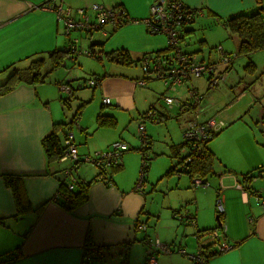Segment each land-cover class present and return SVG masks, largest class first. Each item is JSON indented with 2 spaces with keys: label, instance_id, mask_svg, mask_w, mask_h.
Segmentation results:
<instances>
[{
  "label": "crops",
  "instance_id": "1",
  "mask_svg": "<svg viewBox=\"0 0 264 264\" xmlns=\"http://www.w3.org/2000/svg\"><path fill=\"white\" fill-rule=\"evenodd\" d=\"M51 1L54 0H0V81L7 78L13 65H25L33 57H46L48 51L62 48L67 43L65 35L71 37V33L65 32L62 18H58L54 7L50 6L52 3L70 6L75 18L80 17L75 10L91 7L95 2L122 6L127 17L139 21L131 19L115 28L107 26L106 32L83 30L80 37L86 40L82 45L91 43L96 53L106 55V51L125 49L131 63L120 64L106 58L107 63L94 68L96 70L91 73L102 75L95 85L98 88L93 91L97 101L90 108L88 118L82 114V108L76 121L75 116L62 115L58 109L69 106L72 98L80 100V104L88 101L85 96L75 97V90L88 83L85 72L73 70L83 81L77 85L74 73L68 79L61 76L59 67L52 73L49 59L46 71L50 72L46 81H20L0 95V214L3 216L0 264H82L84 241L89 230L93 243L100 249L99 261L90 264H102L104 257L110 258L111 264H145V238L159 239L170 248V251H157V264H193L188 254L207 237V228L216 226L219 220L226 226V239L235 246L210 256L208 264H264V207L261 198L258 199L264 198V169L261 173L258 171L259 167H264V82L252 93V98L246 97L248 88L244 85V74L236 68L254 51L257 52L255 60L260 54L264 57V48L238 53L240 60L234 59L230 52L238 51L239 38L229 47L222 39L210 38L206 31L207 24L216 19L226 20L232 14L253 11L258 7L256 0H183L190 7H201L203 14L181 26L180 41L186 46L183 45L182 50L193 51L194 60L216 61L214 72L225 71L226 75L214 86H210L208 75H188L174 88L167 87L160 78L145 74L140 67L145 59L152 58L164 66L174 64L173 51L168 47L166 37L150 33L141 21L148 15L150 4L157 0ZM223 26L226 28L224 23ZM217 45L231 56L227 62H218ZM67 56L76 58L75 62L82 58L80 63H90L83 55L67 54L63 64ZM133 65L139 71L131 70ZM258 73L264 74V61ZM53 74L56 79L52 78ZM142 77L145 82L141 84L138 80ZM154 79L163 82V90L155 86ZM66 81L76 87L64 100L69 92L61 90L60 85ZM190 88L202 95L201 118L215 115L220 120V130L214 136L225 130L244 131L246 126L255 127L251 140L245 135L246 144L255 145L251 151L244 152L241 135L234 140L237 145H222V149H230L237 156L236 160H231V154L222 153L218 143H207V149L213 154L212 170L204 178L208 187L193 186L189 175L179 171L181 164L177 163L179 156L175 155V152L181 155L185 151L182 131L190 116L186 103L190 99ZM168 90H173L172 95L178 100L171 107H167L160 96L169 93ZM104 97H109L110 103H103ZM255 105H260V109L253 115ZM249 106L252 107L248 109ZM150 107L156 109L158 119L144 122L150 138L147 152L151 157L140 181L142 155L136 149L135 139L125 132L130 126H137L140 115ZM100 112L114 116L115 124L98 125L96 116ZM71 119L73 121L65 126L64 123ZM54 123H59L57 133H72L80 158L106 149L116 140L128 144L116 167L100 169L92 164L94 168H82L80 164L85 161L79 164L80 167L78 165L79 181L95 179L89 185L87 200L72 210L61 204L62 198L51 199L60 183H65L64 167L70 164V159L61 157L48 163L42 138L53 130ZM135 133L139 134L137 129ZM82 139L85 145L79 147ZM101 171L108 178L107 182L99 178ZM246 172L253 176L250 190L236 185ZM6 173L23 176L32 206L30 210L16 214L12 191L3 180ZM217 196L224 204L219 219ZM180 209L181 214L185 210L193 214L195 224L189 223L184 215L179 216ZM250 218L254 219V226L249 223ZM143 224L144 229L141 228ZM197 229L204 230L199 237L194 235Z\"/></svg>",
  "mask_w": 264,
  "mask_h": 264
},
{
  "label": "built area",
  "instance_id": "2",
  "mask_svg": "<svg viewBox=\"0 0 264 264\" xmlns=\"http://www.w3.org/2000/svg\"><path fill=\"white\" fill-rule=\"evenodd\" d=\"M43 6V5H40ZM45 6V5H44ZM54 7V10L58 18H62L65 31L70 32L73 29L84 30L92 32L93 30H104L106 32L107 26L113 28L122 25L132 19L133 22L139 21V19L129 18L126 16V11L119 5H103L99 3H92L91 7H80L75 10L80 14L79 18H75L72 15V8L70 6H62L61 3H52L50 5ZM91 11V12H90ZM203 10L201 7H190L183 0H157L151 3L149 6L148 15L142 17L141 21L147 26V29L152 34L163 33L166 36V43L173 51L174 64L163 65L159 60L152 58V60L145 59L141 63L142 71L147 75L163 80L167 87H177L182 83V80L188 75L204 76L208 75L209 84L213 86L217 84L221 79L225 78V71H218L215 73L216 61L207 60H194L184 52L180 46V38L182 34L181 26L191 23L196 16L202 15ZM78 39L75 38L76 42ZM74 42V43H75ZM219 55L218 62H227L231 56L226 54L221 47L217 45L215 47ZM73 53L84 52L89 54L86 49L76 51L75 49H69ZM237 53H234V56ZM171 63V62H170ZM139 83H144L145 78L142 77L138 80ZM90 84H96V80H90ZM61 90L67 92L68 87L65 84H61ZM161 99L167 107H171L178 103L176 96L170 93L164 92ZM190 99L186 102L187 107L190 110V116L182 131L184 141H186L185 151L182 154V165L187 168V162L192 160L195 154L200 153L205 144L211 139L212 134L219 130L220 120L215 116L202 119V95L196 89H189ZM102 102L105 104L110 103L109 97H104ZM158 119L157 111L155 108L150 107L140 115V120L137 125V130L140 136L141 143L137 146L142 155L140 162V181L143 176L144 168L149 163V154L147 148L150 138L145 131L144 122L146 119ZM64 142L66 148L64 149L61 158L70 159V164L64 168L66 174V187L71 189L74 182L77 181L76 171L80 162H89L95 166L103 167L110 165L111 163L120 162L122 153L128 148V144L122 140H116L111 145L103 150L95 151L93 153H87L81 158L77 154L76 144L74 143L72 133H68ZM182 166V167H183ZM264 167L258 168L259 173L263 171ZM99 178L106 181V177L103 174H98ZM193 186H206L208 181L200 178L193 177L191 180ZM237 187H242V184L238 182ZM243 188V187H242ZM59 197L66 198L67 192L61 188L56 189L51 199L56 201ZM261 204L264 207V198H261ZM216 209L218 212L224 211L223 200L220 196L216 199ZM185 212L180 215H190L191 213ZM191 222L194 223V219L191 218ZM144 229L145 225H141ZM225 229V226L223 225ZM209 239L214 243L215 252L221 253L232 247V243L226 238L222 237L220 230L215 228L209 231ZM144 242L147 245V252L145 255V264H157L156 253L157 251H170L167 243L160 241L159 239L145 238ZM192 259L193 264H208L209 257L206 247L199 243L197 249L188 254ZM100 249L96 244L88 246L83 255V260L86 264L92 263L94 260L99 261Z\"/></svg>",
  "mask_w": 264,
  "mask_h": 264
},
{
  "label": "trees",
  "instance_id": "3",
  "mask_svg": "<svg viewBox=\"0 0 264 264\" xmlns=\"http://www.w3.org/2000/svg\"><path fill=\"white\" fill-rule=\"evenodd\" d=\"M256 2L258 3V9L257 10L254 9L253 11H250V12H238L236 14H232L231 16L227 17L225 22H224L225 26L228 27L231 32L237 33V35H238V38H239L238 52L239 53H248V52H251L254 50L264 48V22H263L261 10H260L261 8L259 7V3L261 1L256 0ZM73 30H79V29H73ZM71 31L70 32L65 31V32L67 34H69V33H71ZM75 38L76 37L72 38L68 44H64L62 46V48H55V49L48 51L46 57L38 56V57L31 58L29 61V64L27 66L18 67V66L13 65L11 67V71H10L9 75L7 76V78L4 81L0 82V95L8 92L11 89H13L14 86L20 81H24L27 83H39V82L46 81L47 75L49 72V71L43 70L46 58L50 60V69L49 70H54L63 64L64 57L67 54H71L74 56V55H78L79 53H81V52H77V51H81V50H83V48L80 46L74 45V42H75L74 39ZM69 49H75L76 51H74V52H77V53H73V52L69 51ZM85 49L89 52L90 55L100 57L101 53H99V52L96 53V51L93 49V46H90L89 48H85ZM186 53L188 54V56H190V58L194 57L193 51H190V52L187 51ZM105 56L108 60L118 62L120 64H130L131 63V58H130L128 52L123 48H119V49H115V50H111V51H106ZM201 60H204V59H201ZM253 67H254V63L252 61H248L244 66V68L246 70H251V69H253ZM94 78L96 80V85H97L99 78L96 76ZM90 79H92V78H89L88 80H90ZM65 85H67V87H68L67 92H69V93H67V94H69V95L67 97H65L64 100L69 98L71 96V93L74 92V86L70 84V81H68ZM89 86L96 87V86H92L90 84H89ZM61 98H63V97H61ZM85 103H86V101L82 102L76 108V111L73 114V116H75L74 117L75 121L77 120V118H76L77 114H79V112L82 110V106ZM201 106H202V104H201ZM96 120H97V124L100 126H109V125L115 124L114 116L107 114V113H103V112H100L97 114ZM72 121L73 120L71 119L70 122H65L64 125L66 126L67 124H70ZM57 124H59V123H54L53 130L50 133L46 134L42 138V145H43L44 150L46 152L49 164H51L54 161H57L63 155L64 149L66 148V143L64 142V140H65L67 133L66 134L63 133L62 135H61V132H60V134L57 133V130L60 128L57 126ZM65 126L63 127V129H65ZM219 130H220V128H219ZM219 130L215 131L212 134V137L216 133H218ZM207 143L205 144L204 149L200 153L195 154L194 157L192 158V160L187 162V168H185L182 165V154L180 155L178 152H175V155L179 156L177 163L181 164V170H179V171H184L185 173H187L189 175V177L191 178V180L193 177H200V178L204 179L205 176L208 173H210L212 170L211 163H212L213 154L211 151H209L207 149V146H206ZM183 145L184 146L186 145V141H184V139H183ZM149 160H150V157H149ZM118 165H120V162L111 163L110 165H107V166H115L116 167ZM96 167L101 169L105 166H103V167L96 166ZM145 168L143 171V175L145 172ZM171 169H174V167ZM100 173L103 174L102 171L99 172V174ZM252 177L253 176H252L251 172H246V173L242 174V179L240 180V183L242 184V187L245 190L252 189V187L250 185L251 181H252ZM94 179L95 178H92L86 182H82V181H79L78 177H77L78 181H75L72 188L69 190L66 187V180H65V183L61 182L60 188L67 192L66 198L59 197V198L63 199V200H61V204L67 210H72L76 206L84 203L88 198L89 185ZM106 179H107L106 180V182H107L108 178L106 177ZM3 180H4V183L8 187H10V189L12 191L14 202L16 205V214L24 213V212L30 210L32 208V206L30 204L29 198H28V196L26 194V190L24 188L23 176L6 173V174H3ZM62 183H63V185H62ZM253 192H254V189H253ZM58 199L56 201H58ZM38 209L39 208H35V210H38ZM217 213H218V219H219V217H221V214L223 212L221 213V212L217 211ZM184 217L189 221V223L195 224V221H194V223L191 222V218L194 219L193 214L186 215ZM2 219H3V216L0 214V223L2 222ZM250 223L253 224V226H254V219L253 218H250ZM214 228L216 230H220L222 237L226 238V230H225L226 226L224 229L220 220L216 226L207 228L208 229L207 230V237L204 240H201V242H202V245L206 247L209 258H210V256L217 254V252H215L214 245L212 244L214 242L211 239H209V233H210L209 231L214 229ZM203 231H204L203 229H197L195 232L196 237L197 236L199 237ZM92 244H94V243L92 241L91 232L89 230V232L86 234L85 241H84V250H83V254H82V264H86L83 260V255H84L85 250L88 248V246H90ZM232 246H235V243H232Z\"/></svg>",
  "mask_w": 264,
  "mask_h": 264
},
{
  "label": "rangeland",
  "instance_id": "4",
  "mask_svg": "<svg viewBox=\"0 0 264 264\" xmlns=\"http://www.w3.org/2000/svg\"><path fill=\"white\" fill-rule=\"evenodd\" d=\"M54 1H51V2H54ZM259 7L261 8V9L260 8L259 9L261 10V14H262L263 22H264V0H262L259 3ZM257 9H258V7L255 10H257ZM224 22H225V20H223V19H221V20L216 19L215 21L212 22V24H207L206 27L208 28V30H206V31L208 32L210 38H213L214 39L216 37L217 39H222V42L229 44V47H230V46H232V43L234 42V39H236L238 37V35H237V33L231 32L228 27L225 28L223 26V23ZM80 31L83 32V30H73V31H71V35H70L71 37H69L68 35H65L64 38H65V40H67V43L66 44H68L72 38L77 37L78 40L74 43V45L80 46L79 44H81L80 47L89 48L90 46H92L91 43H87V45H85V46L82 45V42H85L86 43V40L84 38L80 37V34H82V33H80ZM157 34H162V35L165 36V34H163V33H157ZM183 45H184V41L181 40L180 41V46L182 47ZM234 52H237V55L238 56L235 57L234 56ZM238 53L239 52L236 51V50H234V51L231 50L230 55L231 56H234V59L237 58V59L240 60L241 54H238ZM256 53L257 52L254 51L252 54H250L251 56H245L246 59L244 60V63L243 64L241 63V65H238L237 64V66H236V68L239 69V70H241V72L244 74V85L248 88V89L245 88L246 91H247L245 96L246 97L248 96V97H251V98L253 96L252 93H255L258 90V88L260 87V84L264 82V74L263 75H260L258 73L260 71V67L262 66V62L264 61V57H263V54L262 55L260 54V56H256V60H255V54ZM79 55L80 56L83 55L84 58L86 57L90 61V63H87V62L80 63L79 61L83 60L82 58H79V61H76L75 62L76 58H74V60H73V57L67 56L65 58V63L59 67V71L62 74L61 76L64 79L70 78V75L72 73H74L75 77H77V73L73 72V70H74V71L80 72V73H82L81 71L85 72L84 77H86L87 80H88L89 78L95 76L93 73H91V72H93V71L96 70L94 68L100 67L103 63H107V59H106V57H104L105 55L103 53L100 54V57L99 58H97L94 55L85 56L86 54H78V56ZM74 56H77V55H74ZM91 56H93L95 58H90ZM195 57H197V56H195ZM246 60L247 61H252L254 63L253 69L246 70L244 68V71H243V65L245 66V64L247 63V62L245 63ZM257 63H258V66H257ZM28 64H29V61L25 65H16V66H18V67H24V66H27ZM48 66H49V60L47 59L46 62H45V64H44L43 70L46 71L48 69L47 68ZM131 70H133V71H139V68L137 66L133 65L132 68H131ZM50 71H53V70H50ZM59 71L57 73L60 75V72ZM49 72H48V75H49ZM54 72H55V70L52 73H54ZM48 75H47V78H48ZM51 76H52V78L56 79L55 74H53ZM101 76L100 75H97L96 77H98L99 79H101ZM79 82H83L82 79H81V77H77V82H76L77 85H79ZM154 82H155V86H158L160 90H163L164 89L165 86H164V84H163V82L161 80L154 79ZM88 83H85L84 86L82 85L78 90H75V97L85 96V98L88 99V101H86L85 105L82 106V108H83L82 114L85 113L84 114V117H87V118L90 116V113H89L90 108L92 107V105L95 104V101H97V96L96 95L95 96L93 95V91H95L98 88V86H97V87H94L92 89V87L89 86ZM72 85L74 87H76V84L72 83ZM168 91H169V93L173 94L172 93L173 90H168ZM262 94H264V93H262ZM65 97H67V95ZM80 102H81L80 100H78L76 98H72L70 100V105L69 106H65L62 109L61 108L58 109V112H60L62 115L64 114L66 116H68V115L71 116V115H73L75 113L76 108L80 104ZM252 106H249L248 109H250ZM259 109H260V105H257V106L255 105L253 107V110H252L253 115H256V112ZM145 121H149V119H146ZM254 121L255 120L253 119L252 120V124H253ZM260 122H261V120H260ZM136 127L137 126H134V125L130 126L129 127V131H126L125 133L127 134V136L129 138L135 139V141H136L135 146L136 145L138 146L141 143V140H140L139 134L137 135L135 133L136 132V129H137ZM175 127H177V126H175ZM173 129L175 130V128H173ZM253 129H255L254 126H246L245 129H244V131L241 130V129H237V130L234 129V130H227V131L225 130V131H222V133L219 136H217V137L214 136L213 138H211L208 141V143L209 142H215V144L218 143L219 144V148L222 151V153H224V154L225 153L226 154L227 153L228 154H231V160H236L237 159V156L230 149H222L221 148L222 145L225 146V147L226 146H231V145H234V146L237 145V143L234 140L237 137V135H241V139L242 140H241L240 144H242L244 146V152L251 151V149H253L255 147V145L250 146V145L246 144V142H245V135L246 134L248 135L247 136V140H249V139L251 140V136L253 137V133H254V130ZM171 130H172V127H171ZM251 130H253V131H251ZM137 139H138V141H137ZM77 142L78 141H76V143ZM82 145L83 146L85 145L84 139H82L81 141H79V144H78L79 147L82 146ZM263 148H264V144H263ZM136 149L138 150V152L140 151L137 147H136ZM80 165H83L82 168L83 167H91V168H94V166L92 164H89L87 162L81 163ZM80 165H79V167H80ZM139 165H140V163H139ZM181 173L186 174L184 171H181ZM208 186L209 185H206V187H208ZM200 187H205V186H200ZM260 198H262V197H259L258 199H260ZM182 209H180V211ZM103 263L104 264H111V259L110 258H107V257H104L103 258V261H102V264Z\"/></svg>",
  "mask_w": 264,
  "mask_h": 264
},
{
  "label": "bare ground",
  "instance_id": "5",
  "mask_svg": "<svg viewBox=\"0 0 264 264\" xmlns=\"http://www.w3.org/2000/svg\"><path fill=\"white\" fill-rule=\"evenodd\" d=\"M81 53H82V52H81ZM85 54H87V53H85ZM88 55H90V54H88ZM140 67H141V65H140ZM141 69H142V68H141ZM90 80H95V78L93 77V78L90 79ZM90 80H88V82H89ZM88 84H90V83H88ZM90 85L95 86L96 84H90Z\"/></svg>",
  "mask_w": 264,
  "mask_h": 264
}]
</instances>
